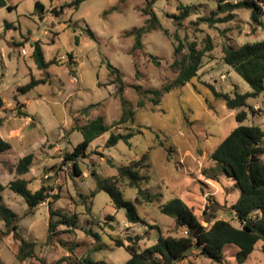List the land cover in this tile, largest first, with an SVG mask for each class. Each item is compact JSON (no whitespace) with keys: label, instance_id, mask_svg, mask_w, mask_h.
I'll list each match as a JSON object with an SVG mask.
<instances>
[{"label":"rangeland","instance_id":"374dc122","mask_svg":"<svg viewBox=\"0 0 264 264\" xmlns=\"http://www.w3.org/2000/svg\"><path fill=\"white\" fill-rule=\"evenodd\" d=\"M4 1L6 5L0 6V136L11 147L0 154V182L6 187L0 202L17 214L18 237L12 232L4 234L0 220V264H79L87 254L94 260L123 264L129 253L115 246L114 238L143 235L138 242L143 248L155 241L150 224L158 225L164 235L180 234L174 230L173 218L159 212V204L176 197L199 215L208 197L225 205L237 199L235 180L210 154L236 126L234 115L240 109L246 111L243 124H256L264 131V106L261 97H255L247 99L245 107L229 109L207 84L229 95L250 89L222 61L223 46L264 39V27L251 22L249 10L235 9L231 20L208 26L197 17L208 16L216 8L215 0H155L153 9L162 28L143 34L142 47L133 50L134 38L128 31L143 24L144 0H84L77 9L66 8L60 16L49 10L70 0ZM36 1L45 8L41 18L34 11ZM179 2L194 5L197 13L177 24L170 15L178 13ZM111 6L115 8L108 10ZM225 15L219 13L218 17ZM85 27L96 38H91ZM206 37L212 49L205 52L197 75L182 87L162 92L154 104L148 90L160 89L173 79L170 64L174 47L179 41H194L203 48ZM34 41L39 42L45 60H54L45 70L38 69L31 57ZM108 63L121 73V93L117 85L110 83ZM30 76L45 81L26 93L18 92L17 87L27 83ZM121 97L133 111V122L122 124L133 129L130 145L118 141L105 147L109 132L102 133L90 143L88 157L77 159L82 172L74 174L72 162L64 159L82 138L79 131L71 130L73 122L83 124L99 115L110 124L121 115ZM143 152H147L149 166L145 171L148 180L141 187L158 195L152 201L136 204L148 225L128 223L124 211L114 210L103 191L88 197L95 187L92 169L102 177L114 175L117 166ZM27 153L33 156L29 170L15 173L16 163ZM261 160L264 162V154ZM14 178L25 179L32 190L44 182L52 187L50 193L59 197H50L28 211L24 199L8 188ZM119 188L127 199L136 196V189L124 181ZM80 194L85 196L86 204ZM88 205L90 212L86 210ZM49 206L76 215L77 227L70 231L60 225L57 238L47 240ZM218 217L228 219L222 211ZM231 223L237 226L235 220ZM89 229L98 236L88 233ZM19 237L34 242L32 255L22 260L16 257ZM70 245L74 246L73 252L68 251ZM261 245L258 240L240 264H264ZM236 250L233 244L224 246L229 264H238ZM194 252L192 248L188 255L194 264H220Z\"/></svg>","mask_w":264,"mask_h":264},{"label":"trees","instance_id":"16d2710c","mask_svg":"<svg viewBox=\"0 0 264 264\" xmlns=\"http://www.w3.org/2000/svg\"><path fill=\"white\" fill-rule=\"evenodd\" d=\"M84 0H70L60 4L58 7H51L50 13L54 16H60L64 9H77ZM123 1V0H119ZM145 6L141 9L145 19L143 24L133 27L128 34L134 38L132 49L142 47L141 38L143 34L161 29L162 26L153 9L155 0H144ZM216 8L210 11L208 16L197 17L198 21L205 22L212 26L218 22L231 20L232 11L238 8H244L250 11V20L256 26L264 27L262 20L264 16V0H215ZM6 2L0 0V6H5ZM11 9V5H7ZM111 6L108 10H113ZM104 11L103 14L107 13ZM178 13L170 15L176 20L177 24L197 13L194 5H185L177 3ZM34 11L39 18L42 17L45 8L42 3L36 1ZM226 12L223 17H218L219 13ZM86 33L91 38H96L89 27H85ZM164 31V29H163ZM77 41V37H75ZM31 57L38 69L45 70L54 62V60H45L38 41L33 42ZM212 49L210 38L206 37L203 48H198L194 41L183 43L179 41L174 47L173 59L170 64L174 73L173 79L160 89H149L152 93L151 101L156 104L162 92H167L172 88L186 85L201 67L202 58L205 52ZM154 62L156 57L151 55ZM222 61L237 73L250 87L244 92L235 91L233 95L226 92L217 91L212 85L207 84L212 94L224 101L229 109L241 108L247 105V99L261 97L264 106V39L244 42L236 47L232 45L222 47ZM110 83L117 85L118 92L122 91L121 73L117 67L107 64ZM44 79H35L30 76L27 83L18 86L17 91L26 93L33 89L37 84L44 82ZM122 112L117 120L106 124L101 116H96L83 124H77L76 121L70 127L71 130H77L81 133V140L77 142L71 151L66 152L64 159L72 162L74 174H81V169L77 159L88 157L90 143L108 131L109 136L105 140V147H111L118 141L130 145V138L133 136L131 127H122V124L133 122V111L121 97ZM3 108V101L0 97V109ZM84 107L83 110L87 109ZM18 114L25 116L24 111L17 110ZM246 118V111L238 110L234 115L237 122L229 133L223 138L215 149L211 152L210 158L221 166L223 171L232 177L239 189V195L234 202L229 205L219 203L215 199L208 197L203 205L200 214H196L193 208L188 207L179 198H171L158 205L160 213L170 216L174 220V230L180 231L177 236L164 235L161 228L156 224L148 225L139 215L136 204L142 201H152L157 198V194H151L147 188L141 187L148 180L145 173L148 168L146 163L147 152H143L139 157L128 161L126 164L117 166L116 173L107 177H102L94 169L90 174L94 178L95 187L88 194L89 198L103 191L111 202L114 210H123L125 220L130 224H147L148 228L155 231V241L143 248H139L138 242L143 235L126 234L123 238H114V245L125 248L129 253V258L123 264H194L188 255L191 249L195 248L196 255H202L210 258L220 264H229L224 256L223 248L227 244H233L237 250L235 260L238 264L242 263L253 251L254 245L258 240L262 241L261 250L264 251V162L261 156L264 154V131L256 124H243ZM2 120L0 119V125ZM8 141L0 136V154L10 148ZM32 154L23 155L15 165V173L24 174L29 170L32 163ZM126 182L128 186L136 189V196L133 200L124 197L119 188L120 182ZM5 185L0 182V200L1 193ZM8 188L21 196L27 210L32 211L40 203L48 201L50 197L57 199L58 194H51L52 187L44 182L32 190L28 187V182L23 178H14L9 181ZM82 202L85 203V196L80 194ZM86 210L90 212L89 205ZM219 211L227 215L228 219L218 217ZM231 213V215H229ZM0 220L4 223V234L12 232L17 236L18 216L8 206L0 202ZM231 220L237 223L233 225ZM203 221L206 225L203 224ZM76 215L68 214L61 209L48 207L47 220V240H55L58 235V226L63 225L73 231L77 227ZM88 233H92L89 229ZM18 237V236H17ZM74 246L68 247L69 252H73ZM34 250V242L27 241L19 237L18 252L16 257L20 260L30 257ZM79 264H109L104 260H94L88 254L83 256Z\"/></svg>","mask_w":264,"mask_h":264},{"label":"water","instance_id":"95a60500","mask_svg":"<svg viewBox=\"0 0 264 264\" xmlns=\"http://www.w3.org/2000/svg\"><path fill=\"white\" fill-rule=\"evenodd\" d=\"M229 215H231V213H229Z\"/></svg>","mask_w":264,"mask_h":264}]
</instances>
